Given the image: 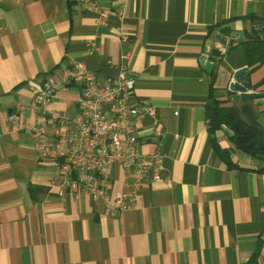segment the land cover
I'll return each instance as SVG.
<instances>
[{"label": "crops", "instance_id": "0c3cea01", "mask_svg": "<svg viewBox=\"0 0 264 264\" xmlns=\"http://www.w3.org/2000/svg\"><path fill=\"white\" fill-rule=\"evenodd\" d=\"M69 0H2L0 5V264H264V162L235 148L231 131L216 133L236 168L214 151L206 104L213 80L224 106H254L264 126V97L234 101V72L248 67L264 92V64L253 71L238 38L209 28L232 18V31L264 20V0H99V12ZM72 1V0H71ZM120 28L130 37L122 42ZM264 37V26H257ZM221 34L228 40L223 44ZM235 46L229 50L230 46ZM219 48L222 57L210 55ZM136 75L133 103L151 106L137 123L140 150L159 155L164 179L144 186L133 207L111 215L90 194L61 193L56 164L32 147L37 123L29 81L83 61L116 77L122 56ZM260 84V85H259ZM79 85L58 91L50 111L74 116ZM10 115L22 125L15 127ZM133 174L114 167L112 195L129 191Z\"/></svg>", "mask_w": 264, "mask_h": 264}, {"label": "built area", "instance_id": "2783aa9c", "mask_svg": "<svg viewBox=\"0 0 264 264\" xmlns=\"http://www.w3.org/2000/svg\"><path fill=\"white\" fill-rule=\"evenodd\" d=\"M74 5L80 11H98L100 23L106 19L99 0H74ZM118 36L125 42L130 34L120 28ZM128 58L122 56L116 77L104 78L83 61H74L56 74L29 81L37 114V123L30 128L33 149L41 160L56 164L54 181L61 193L90 194L103 200L111 215L133 207L142 187L164 179L161 156L140 150L137 123L144 114H154V108L133 103L136 75L128 70ZM73 84L80 87L77 114L50 111L58 91ZM10 119L15 127L22 125L18 116ZM116 166L129 170L134 178L129 191L114 197L111 183Z\"/></svg>", "mask_w": 264, "mask_h": 264}, {"label": "trees", "instance_id": "16d2710c", "mask_svg": "<svg viewBox=\"0 0 264 264\" xmlns=\"http://www.w3.org/2000/svg\"><path fill=\"white\" fill-rule=\"evenodd\" d=\"M69 8L74 5V0L68 1ZM243 21L249 20L252 23V29L245 32V38L239 41L238 45L244 49L248 66L253 71L260 65L264 64V37L260 35L257 26H264V20H260L254 15H248L239 18ZM238 19L232 18L224 21L214 27L209 28L211 34L216 28H219L223 34H231L230 23ZM235 46L231 45L229 50ZM250 73L248 74L249 78ZM213 80L210 84L208 92V100L206 104V117L208 119V130L210 141L214 151L224 160L229 168H236L232 162L229 151L220 147L216 133L222 127L231 131V141L235 148L264 162V126L258 122V113L254 106L245 102L241 106H224V101L216 96L215 82L216 71L211 74ZM264 84V79L261 82ZM260 85V84H259ZM260 249L255 251L248 264H258Z\"/></svg>", "mask_w": 264, "mask_h": 264}, {"label": "water", "instance_id": "95a60500", "mask_svg": "<svg viewBox=\"0 0 264 264\" xmlns=\"http://www.w3.org/2000/svg\"><path fill=\"white\" fill-rule=\"evenodd\" d=\"M231 35L233 38L243 40V33L240 31H232ZM217 38L223 44H227L228 42L227 38L221 34H218ZM210 55L221 58L222 52L219 48H212ZM200 62L204 71L208 74L213 73L215 67L213 62L209 61L206 57H203ZM227 94L232 97L234 101H248L264 97V92L253 91L251 89L248 78V67L241 68L234 72V79L229 84Z\"/></svg>", "mask_w": 264, "mask_h": 264}]
</instances>
